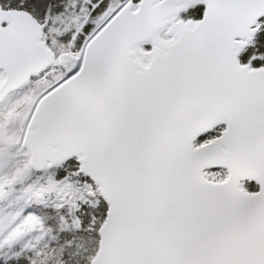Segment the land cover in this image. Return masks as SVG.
I'll use <instances>...</instances> for the list:
<instances>
[{
	"label": "snow or ice",
	"instance_id": "obj_1",
	"mask_svg": "<svg viewBox=\"0 0 264 264\" xmlns=\"http://www.w3.org/2000/svg\"><path fill=\"white\" fill-rule=\"evenodd\" d=\"M0 264H264V0H0Z\"/></svg>",
	"mask_w": 264,
	"mask_h": 264
}]
</instances>
